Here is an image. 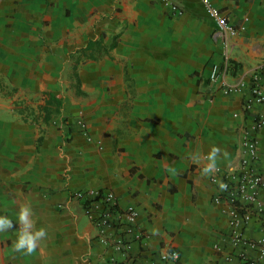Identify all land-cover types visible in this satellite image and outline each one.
Instances as JSON below:
<instances>
[{"label": "crops", "instance_id": "obj_1", "mask_svg": "<svg viewBox=\"0 0 264 264\" xmlns=\"http://www.w3.org/2000/svg\"><path fill=\"white\" fill-rule=\"evenodd\" d=\"M169 1L181 13L161 0H0V264L224 263L229 208L209 179L238 166L241 128L264 103L246 112L248 88L208 81L222 62L208 6L239 32L235 84L264 63V0ZM90 41L103 55L78 63V84L73 53ZM49 94L63 107L46 120ZM256 140L264 171V126ZM76 191L113 192L145 237L107 247L86 213L103 208ZM111 220L105 236L124 233ZM263 230L254 220L245 234ZM171 251L179 260L162 262Z\"/></svg>", "mask_w": 264, "mask_h": 264}, {"label": "built area", "instance_id": "obj_2", "mask_svg": "<svg viewBox=\"0 0 264 264\" xmlns=\"http://www.w3.org/2000/svg\"><path fill=\"white\" fill-rule=\"evenodd\" d=\"M167 2L171 11L181 13L178 6L169 0ZM209 12L215 23L213 39L221 48V64H213L208 73L210 84L217 85L224 94L247 91L248 99L245 101L244 110L252 109L253 104L264 103V63L255 70L249 79H241L235 84L228 82L233 64V40L238 35L223 12L212 6H208ZM77 125L83 135L88 137L84 115H78ZM264 126V118L258 116L248 126L241 128L242 156L238 166L230 172H224L212 176L209 180L212 184L221 185L214 201L217 204L228 206V244L215 246L217 252L223 256V264H264V230L263 235L256 239H250L245 234V229L251 221L262 222L264 220V199L261 197L264 191V171H257L254 165L258 161V143L256 135ZM89 138V137H88ZM88 196L90 204L100 206L102 211L92 212L89 208L86 213L93 217L94 224L100 232V241L107 247L124 250L129 247L132 237L134 240H142L145 236L137 225L139 212L135 207H129L125 211L118 210V201L113 192H82L76 191L73 197L83 200ZM89 206V205H88ZM116 218L120 228L124 227V233L115 237L105 236V228L114 225L111 220ZM109 220L111 221L109 222ZM248 250H253L257 255L251 258ZM176 251L164 253L160 256L162 262L179 260Z\"/></svg>", "mask_w": 264, "mask_h": 264}, {"label": "trees", "instance_id": "obj_3", "mask_svg": "<svg viewBox=\"0 0 264 264\" xmlns=\"http://www.w3.org/2000/svg\"><path fill=\"white\" fill-rule=\"evenodd\" d=\"M115 46V43L112 44V47ZM101 50V43L100 42H94V41H90L87 45L86 48L81 49L73 54H75L77 56L76 60H75V65L73 67V72L75 73V79L77 81V83L79 84V77L77 74V65L81 60H86V59H94L96 60L98 58V56L103 55L102 52H100ZM105 50V48L103 47L102 51ZM106 51V50H105ZM105 54V53H104ZM235 73V72H234ZM78 92H80L78 90ZM49 99L46 102V106H45V113H46V120L50 119L51 115L53 114H60L62 107H63V102L61 100H59L58 98H56L55 96L49 94L48 95Z\"/></svg>", "mask_w": 264, "mask_h": 264}]
</instances>
